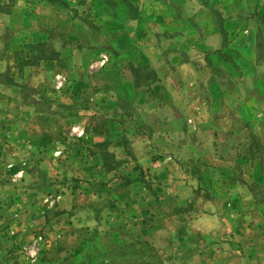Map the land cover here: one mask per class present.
Returning a JSON list of instances; mask_svg holds the SVG:
<instances>
[{
  "label": "rangeland",
  "instance_id": "obj_1",
  "mask_svg": "<svg viewBox=\"0 0 264 264\" xmlns=\"http://www.w3.org/2000/svg\"><path fill=\"white\" fill-rule=\"evenodd\" d=\"M138 10L0 0V264H214L224 247L207 242L229 238L247 244L233 264H264V64L204 73L232 86H205L182 120L139 110L133 80L147 91L159 71L133 41ZM225 190L217 222L208 196Z\"/></svg>",
  "mask_w": 264,
  "mask_h": 264
},
{
  "label": "crops",
  "instance_id": "obj_2",
  "mask_svg": "<svg viewBox=\"0 0 264 264\" xmlns=\"http://www.w3.org/2000/svg\"><path fill=\"white\" fill-rule=\"evenodd\" d=\"M17 1L19 5H26V0ZM133 4L139 9L138 14L133 16V24L138 28V31H133V41L140 38L146 41L147 46L141 45L142 51L140 52L144 55L146 68L149 69V65H152L155 70L159 71V78L151 81L147 86V91L145 85L133 80V104L139 103L141 105L139 110L150 111L154 103L158 107L162 104L163 111H175L173 112L176 113L175 118L182 120L187 117L185 116L187 107L183 104L196 102V107L200 105L205 86L213 88L232 86V79H227L223 84L213 77V73H210L211 78L205 81L204 73L217 71L219 67L226 69L225 65L232 63L247 70L248 59H255L256 65L264 64V28L261 20V14L264 13V0H133ZM103 5L106 8L107 5ZM218 15L224 19V29L219 24ZM58 19L62 17L55 16V26L59 24ZM0 20L4 18L1 17ZM234 24H237V27ZM241 55L245 57V61L241 60ZM148 59L151 61L149 62ZM229 92L227 89L221 96L215 93L212 95L219 97L223 103L230 98H236L235 93ZM217 105L220 108V103ZM204 112L201 110L197 117L211 118L210 131L216 136L220 128L216 122H212L215 113L210 110ZM180 132L184 133V128L177 133ZM156 133L153 132V134ZM142 154L143 152L136 154L138 161H142ZM166 158L175 160L173 156H166ZM169 159L163 161L162 164L166 161L170 162ZM219 165L226 167L227 163L219 159ZM224 179L228 181L234 178L228 176L217 178V182L226 183ZM224 193L228 195L230 191H220L216 195L212 193L208 198L216 204L215 201ZM216 208L211 216H214L218 222L217 215L224 211L227 212L228 208L219 209L218 203ZM230 211L231 208L228 210V215ZM230 215H233L232 211ZM199 229L210 231L205 226ZM202 241L207 240L202 239ZM207 243L209 246H207L208 249L203 250V255H207L208 251L212 252L214 247H224V250H221L223 255L215 258L214 264H233V260L229 257L232 258L235 252H240L239 255H235L240 258L245 255L244 251L234 250V247H247L245 240L234 238L225 239V241L211 239V242ZM214 252L218 253L217 250Z\"/></svg>",
  "mask_w": 264,
  "mask_h": 264
},
{
  "label": "trees",
  "instance_id": "obj_3",
  "mask_svg": "<svg viewBox=\"0 0 264 264\" xmlns=\"http://www.w3.org/2000/svg\"><path fill=\"white\" fill-rule=\"evenodd\" d=\"M101 145H104L105 144V142H103V143H100Z\"/></svg>",
  "mask_w": 264,
  "mask_h": 264
}]
</instances>
